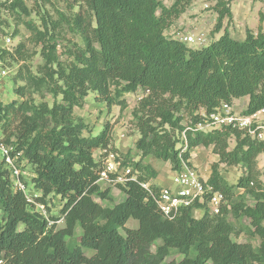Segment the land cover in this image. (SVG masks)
Masks as SVG:
<instances>
[{"label":"trees","instance_id":"obj_1","mask_svg":"<svg viewBox=\"0 0 264 264\" xmlns=\"http://www.w3.org/2000/svg\"><path fill=\"white\" fill-rule=\"evenodd\" d=\"M83 1L91 13V40L65 67L47 55L49 63H57L48 76L56 75L62 82L51 91L60 95V101L50 108L0 102L4 129L8 115L21 112L14 133L2 134L4 141L20 153L19 163L32 167V188L41 194L36 202L46 206L48 197H60L64 227L57 228L58 218L46 219L12 188L0 161V264H264V195H257L252 207L230 206V211L248 220L249 233L259 238L254 248L231 240L227 203L219 214L211 215L206 201L195 202L169 220L155 201L160 188L150 184L149 193L140 185L157 177L145 158L167 162L176 172L192 167L190 151L202 147L217 156L206 184L224 201L234 196V189L220 165L244 169L237 188L245 192L262 188L256 159L264 155V142L238 129L202 132L196 125L222 103L243 97L248 98L243 115L264 109V29L246 30L242 40L225 30L217 40L192 48L165 34L192 0H175L168 7L161 0ZM233 1H217L214 33L221 30L224 19L231 18ZM50 48L48 54L53 52ZM16 53L20 54V46ZM4 56H9L8 51H1L0 59ZM88 91L108 109L122 104L124 95L148 93L133 114L138 160L128 155L121 160L131 168L128 177L135 179L115 184L124 200L111 207L95 200L110 201L111 196L109 187L101 190L98 184L105 155L101 153L98 160L93 156L97 150L119 155L111 146L108 123L93 135L74 116ZM16 93L22 95V89ZM200 109L204 114L198 113ZM184 114L189 117L185 125ZM230 139L235 143L232 149ZM195 210L202 212L199 218L194 217ZM130 219L136 227L125 226ZM77 226L81 235L73 241ZM84 250L93 253L87 256ZM171 250L184 258L167 261ZM191 251L193 257L188 256Z\"/></svg>","mask_w":264,"mask_h":264},{"label":"rangeland","instance_id":"obj_2","mask_svg":"<svg viewBox=\"0 0 264 264\" xmlns=\"http://www.w3.org/2000/svg\"><path fill=\"white\" fill-rule=\"evenodd\" d=\"M161 1L168 7L175 0ZM217 1L192 0L190 6L186 7L182 15L172 22V28L167 29L168 35L166 34V36L176 39L178 34L187 35V31H185L187 24L194 18H202L203 30L190 34L204 33L210 41L209 36H213L215 31L217 18L215 5ZM230 10L231 18L222 21V28L219 32L214 33V39H218L225 30L232 38L242 40L245 37L246 30L256 32L258 26L264 29V0H234L230 5ZM91 21V13L83 0H0V42L7 38L10 39L9 56L0 59V68L8 71L7 76L0 80V102L4 105L15 102L22 104L23 107L25 105L38 107L45 104L50 108L54 102L60 101V95L53 96L51 91L62 85V82L56 75L53 78L48 75L51 71L57 69L56 60L65 67L73 60L74 55L79 50L84 49L86 41L91 40ZM225 21L226 25H224ZM19 46L20 54H17L16 49ZM187 46L193 48L192 45L187 44ZM50 47H53V52L48 54ZM47 55L55 57L56 60L49 63ZM17 89H22V95L16 93ZM147 96L148 93L143 91L138 92L137 95H124L122 104L114 105L108 109L104 103L95 100L94 92L88 91L83 106L74 109V116L87 124L93 135H96L103 125L108 123L111 146L119 153V159L122 160L125 155H128L136 161L138 160V152L135 149V142L139 135L133 114L138 111L139 103ZM247 101L248 98L243 97L234 100L232 105L236 110H242L245 108ZM156 103L160 104V99ZM20 113V111H13L8 115V125L5 129L0 127L1 134L6 136L14 133ZM198 113L204 114L201 109ZM263 115L261 114L260 117ZM188 118L184 114L182 122L184 125L189 123ZM2 130H5V133ZM234 144V140L230 139L229 149H232ZM190 152V162L192 160L196 165V167H192H195L197 171L199 170L198 173H202L205 178V175L210 173V165L217 160V156L212 153L210 148L198 147L191 149ZM94 153L95 157L98 158L99 151L97 150ZM144 161L157 171L159 181L161 179L166 180L172 172L169 164L167 165L165 162L153 157H147ZM256 163L262 188H253L249 192L236 187L238 178L245 174L243 168L220 165L221 174L234 189V196L223 203L228 205L227 219L233 229L231 240L237 243H249L254 248L259 246V238L249 233L248 220L230 211V206L252 207L256 197L264 195V155L258 156ZM20 170L28 189L32 191V167L21 161ZM99 186L101 190L107 187L110 189V201L95 199L102 205L111 207L124 200L123 193L115 187V183L106 182L101 183ZM62 205L63 202L60 197L50 196L46 200L44 210H41V212H44L42 215L46 219L49 220L50 217L59 219L56 222L57 228L64 227V221L60 214ZM33 209L36 211V206L33 205ZM193 215L199 218L202 212L196 211ZM125 226L134 228L137 223L130 219ZM121 234H123L122 231ZM80 235L81 229L77 226L73 241H77ZM157 244L160 245L161 241H158ZM151 251H154V247H151ZM84 253L90 256L93 252L84 250ZM188 256L193 257L194 253L191 251ZM183 258L184 255L171 250L166 259L167 261H180Z\"/></svg>","mask_w":264,"mask_h":264},{"label":"built area","instance_id":"obj_3","mask_svg":"<svg viewBox=\"0 0 264 264\" xmlns=\"http://www.w3.org/2000/svg\"><path fill=\"white\" fill-rule=\"evenodd\" d=\"M176 39L195 48L206 46L207 42L209 43V38L204 33L178 34ZM9 44L10 39L8 38L0 42V53L1 51H8ZM7 74V70L0 68V80L5 78ZM243 110H236L232 104L222 103L204 122L196 125V130L209 132L213 129L229 127L243 131L257 142H264V115L260 117L261 114H264V109L250 115H243ZM102 153L105 157L98 182L123 184L129 179H135L134 176L128 177L131 168L123 166L117 154L106 150ZM19 157L20 153L15 152L13 144L6 143L0 133V161L3 162L4 167L9 172L12 188L23 193L26 201L30 205L36 206V211L42 214L44 212L41 210H44V205L36 202L41 194L33 189L32 191L29 190L24 183ZM140 185L151 193L148 182L140 183ZM155 201L162 215L171 220L181 209L191 207L195 202L204 203L206 201L208 212L211 215H217L220 213L224 198L221 193L212 191V188L206 184V180L200 177L195 167L183 166L179 171L173 172L172 186L160 188Z\"/></svg>","mask_w":264,"mask_h":264},{"label":"crops","instance_id":"obj_4","mask_svg":"<svg viewBox=\"0 0 264 264\" xmlns=\"http://www.w3.org/2000/svg\"><path fill=\"white\" fill-rule=\"evenodd\" d=\"M231 5V4H230ZM193 7V6H192ZM230 12H231V10H230ZM262 14V13H261ZM182 15V14H181ZM261 16V15H260ZM180 17V16H179ZM211 20H212V18H211ZM210 20V21H211ZM189 23H190V25H189ZM188 24H187V26H186V30L185 31H187V35H195V34H190V33H192V32H196V31H201V30H203V28H204V23H203V20H202V18H194L193 20H191L190 22H189ZM227 23H226V21H225V23H224V25H226ZM172 26V25H171ZM170 26V27H171ZM169 27V28H170ZM172 28V27H171ZM253 33H256V32H254L253 30H251ZM168 31L166 30L165 31V34H167L168 35V33H167ZM217 33V32H216ZM213 36H214V34H213ZM213 36H209L210 38H211V40L213 39V40H217V39H214L213 38ZM220 37V36H219ZM247 103V102H246ZM246 103H245V105H246ZM102 153V151L100 152L99 151V154H98V158H96L95 157V153L93 154V156H94V158L96 159V160H98L99 159V155ZM103 154V153H102ZM146 159V158H145ZM144 159V160H145ZM144 163H146L145 161H144ZM167 165L169 164V163H167V162H165ZM191 164H192V166H195L196 167V165L194 164V162H192V160H191ZM170 166V165H169ZM199 171V170H198ZM200 174V177L203 179V180H207V178L209 177V174L210 173H207L206 175H205V178L202 176V173H199ZM171 176H173V172H171L169 175H168V178L166 179V180H160L159 181V175H158V173H157V177L155 178V179H152L150 182H148V184L150 185V184H153V185H155V186H157V187H159V188H163V187H170V186H172V177ZM101 183H106L105 181H99L98 182V184L100 185ZM107 183H109V182H107Z\"/></svg>","mask_w":264,"mask_h":264}]
</instances>
